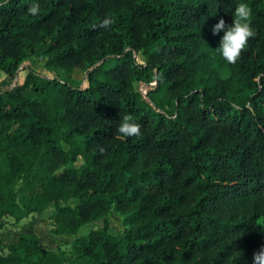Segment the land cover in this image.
<instances>
[{
	"label": "trees",
	"instance_id": "1",
	"mask_svg": "<svg viewBox=\"0 0 264 264\" xmlns=\"http://www.w3.org/2000/svg\"><path fill=\"white\" fill-rule=\"evenodd\" d=\"M241 2L257 35L230 65L212 28ZM31 55L63 75L24 64ZM0 69V225L46 207L53 233L102 220L66 248L20 232L0 264H252L264 245V0H0ZM125 114L139 136L118 132Z\"/></svg>",
	"mask_w": 264,
	"mask_h": 264
},
{
	"label": "rangeland",
	"instance_id": "2",
	"mask_svg": "<svg viewBox=\"0 0 264 264\" xmlns=\"http://www.w3.org/2000/svg\"><path fill=\"white\" fill-rule=\"evenodd\" d=\"M44 56L42 55H31L23 60V63L31 66L32 68L48 75V76H61L64 73L63 69L60 68H49L44 64ZM136 59L141 61L143 56L141 53L136 54ZM25 68L19 69L17 76L19 81L23 79ZM221 76L226 74V70L221 68L219 70ZM5 75V72L0 69V78ZM71 82H80L81 85L85 84V80L78 69H75L71 73ZM50 207H46L40 213L32 211L26 216L15 220L12 216L6 215L0 225V251L5 252L4 243L13 241L17 238L20 232H26L29 230H34L38 236L39 241L42 245L48 247H60L66 248L67 242L75 235L85 233L90 228L100 226L102 220H96L94 222H86L78 227L75 232H65V233H53L51 231V220L48 218V212ZM107 218L109 220V225L113 233H121L124 225L121 223L120 215L115 210H110L107 213Z\"/></svg>",
	"mask_w": 264,
	"mask_h": 264
},
{
	"label": "clouds",
	"instance_id": "3",
	"mask_svg": "<svg viewBox=\"0 0 264 264\" xmlns=\"http://www.w3.org/2000/svg\"><path fill=\"white\" fill-rule=\"evenodd\" d=\"M40 6L38 3H33L28 8V13L36 16L39 14ZM115 23L113 18H105L100 27L109 28ZM223 31V36L220 40V45L217 51L222 58L230 65H235L242 54L247 50L249 41L257 35L252 26V9L246 3H239L233 13V21L227 24L223 18L213 26V35ZM118 132L124 137L139 136L141 134V126L136 123L130 114H125L121 118V123L118 127ZM99 151L103 154L106 149L100 147ZM252 264H264V245L259 250L252 254Z\"/></svg>",
	"mask_w": 264,
	"mask_h": 264
}]
</instances>
